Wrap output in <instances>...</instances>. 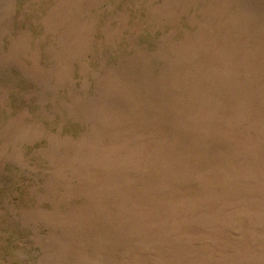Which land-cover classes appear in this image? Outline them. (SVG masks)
<instances>
[{"label": "rangeland", "instance_id": "1", "mask_svg": "<svg viewBox=\"0 0 264 264\" xmlns=\"http://www.w3.org/2000/svg\"><path fill=\"white\" fill-rule=\"evenodd\" d=\"M0 264H264V0H0Z\"/></svg>", "mask_w": 264, "mask_h": 264}]
</instances>
